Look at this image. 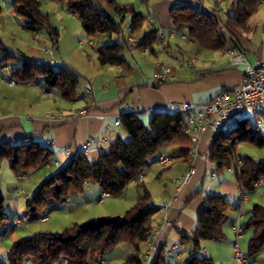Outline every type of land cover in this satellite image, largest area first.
I'll return each mask as SVG.
<instances>
[{
  "label": "trees",
  "instance_id": "1",
  "mask_svg": "<svg viewBox=\"0 0 264 264\" xmlns=\"http://www.w3.org/2000/svg\"><path fill=\"white\" fill-rule=\"evenodd\" d=\"M64 4L66 9L76 15L89 37H110L118 34L121 39L100 42L97 53L102 65H125L124 56L127 49L125 38L127 15L132 19L127 23L133 25L134 31H140L144 22H150L147 16L136 11L131 4H123L117 0H106L107 5L97 6L94 0H55ZM263 0H236L232 5L236 11L228 15L223 22L189 4H179L170 10V18L176 27L188 30V36L196 40L201 47L223 49L227 47V38L238 32L248 19L256 12ZM14 12L25 19V27L38 32L46 29L57 43L59 31L49 22L48 14L42 12L40 0H13ZM105 8L103 11L102 8ZM2 6L0 4V17ZM119 15L117 19L115 14ZM159 39L158 29L149 26L139 46L152 48ZM0 60H21L11 71L13 81L37 82L43 79V86L49 91L56 89L65 99L75 100L80 85V73L74 68L61 63L54 68L48 63L27 59L22 53L10 50L0 36ZM14 62V61H13ZM6 65V64H5ZM142 113L126 112L120 116L123 130L128 139H120L102 150L99 159L91 164L87 155L78 152L59 170L47 176L26 200L24 215L28 221L36 220L48 205L61 202L72 194L81 193L85 182L97 184L103 191L111 195L121 194L133 181L137 182L140 196L137 202L128 208L123 215H106L85 222H75L61 232H37L19 238L8 251L9 264H89L100 256L113 250L120 243H128L135 249L121 264H144L142 245L152 234L158 212L157 206L149 204L151 194L139 174L151 163L161 149L172 142H179L181 147L169 153L173 157L182 156L187 159L192 148L191 139L184 132L185 113L182 111L167 112L153 110L147 120ZM243 141H251L264 146V136L249 133L248 123L235 127L229 132L218 131L208 157L218 171L232 165L236 156V145ZM55 151L27 136L20 142L3 141L0 143V169L3 161H7L15 176H22L28 171L39 170L50 162ZM240 172L236 175L240 186L245 191H253L255 183L264 178V159L257 160L241 155ZM5 197L1 191L0 180V236L9 223V214L4 209ZM232 204L220 194L207 196L199 213L197 225L192 234L181 233L183 242L190 244L187 257L178 264H213L212 258L200 256L204 240H222L225 238L223 223ZM13 227V226H12ZM244 231H251L248 241L247 257H255L264 251V204H254L246 222ZM168 236L158 237L157 247L153 251L151 264H168Z\"/></svg>",
  "mask_w": 264,
  "mask_h": 264
},
{
  "label": "crops",
  "instance_id": "2",
  "mask_svg": "<svg viewBox=\"0 0 264 264\" xmlns=\"http://www.w3.org/2000/svg\"><path fill=\"white\" fill-rule=\"evenodd\" d=\"M117 1L123 4H131L136 11L146 15L150 24L146 20L140 33L144 34L149 30V26L153 25L158 29L159 39L152 48L141 46L127 48L124 53L126 64L111 65L113 68L106 69L104 72L105 84H98L86 77L84 84L87 81L92 84L93 97H89L84 92L83 86L82 93L77 95L75 100L68 101V103L57 101L61 105H66L67 108L57 106L48 108L49 110L38 111L36 108L34 109L36 101L38 104L39 102L42 103L47 100L44 94L49 96L60 94L59 91L56 89L48 91L43 86V79H40L39 83H16L14 81L13 84L16 83V85H13L10 83L11 79L4 81L2 80L4 78L0 76V143L3 141L17 143L27 136H32L40 144L47 145L55 151L54 158L50 162L34 171L37 172L34 179L30 177L29 171L22 175L29 177V180L27 179L28 181L25 180V182H29L28 185H34L35 190L47 176L66 165L78 152L85 153L90 163L95 164L99 159L100 151L108 150L120 139L125 140L127 133L118 126V122H120L122 114L130 111L132 101L135 102L138 113L143 112V118L147 120L153 110H165L169 104L179 107L184 104L197 105L207 102L222 89H231L240 83L247 67V61L251 64L264 62V5L261 3L256 12L243 27L238 29L235 35H228L227 47L208 49L201 47L196 40L191 39L186 28L176 27L173 24L170 18V10L179 4H189L195 8H208L216 11L220 18L225 21L228 15L235 14L236 11L232 5L236 0H222L220 2L217 0ZM12 2L13 0H11V5ZM59 4L66 8L64 4ZM104 5H107L106 0ZM6 12L14 20L19 18L13 8L8 7ZM152 18L155 22L151 21ZM22 24L21 39L12 44L5 43L6 46L10 50L22 53L29 60L49 63L55 57H48V53L46 54L43 47L44 43H34V39L32 40L29 33L26 32L29 29L25 27V22ZM36 34L40 37L38 32ZM114 35L106 38L97 36L96 40L100 39L101 42H104L121 39V37L115 39ZM86 36L88 35L86 34ZM11 37L16 39L17 35L12 32ZM239 53L244 55V59L232 63V57ZM96 56L98 59V53ZM20 63L21 60H18L16 66ZM160 63H165L171 67L172 72L177 77L176 80L159 82L152 77L154 69ZM72 68L79 73L83 74L84 72L90 76L85 70L77 66ZM5 70H8L7 65L0 66V72ZM97 71L99 72V69ZM8 92L9 98L6 95L3 96ZM22 93L26 96L25 100L30 102L28 109H21V104L17 102L19 98L20 100L23 99ZM83 109L88 110V115L75 117V113ZM29 112H33L36 116L23 115V113ZM184 113L187 118L190 112ZM52 116L55 118H51ZM218 131L214 127H208L196 145L198 153L192 162L189 160L190 152L187 159L182 156L173 157L172 164L167 169L162 170L157 162L152 159L150 165L144 170L145 177L141 180L150 191V201H153L158 208L155 225L161 223L164 207L167 205L170 207L168 214L170 225L164 226L157 236L158 242V237L162 238L167 234V249L174 243L183 242L180 237L181 233L192 234L194 232L199 213L207 196L220 194L232 204H238L229 210L223 223L225 238L222 240H204L202 253H198L200 256L212 258L213 264H232L234 262L232 246L236 241L235 228L239 220L242 222L246 216L250 215L252 208H248L245 212L244 209L252 198L250 194H247V198L242 201V187L236 175L232 172H230L231 175H224L209 160L208 152ZM89 137H94L95 142L87 147L86 142ZM104 137L107 138V141H102ZM50 141L52 143L48 144ZM180 147L179 142H172L165 145L159 154H169ZM190 147L193 148L191 144ZM191 165L195 167V173L191 175L188 182L181 184ZM7 169L11 170L7 161H3L0 169L1 190L4 179H7ZM208 172L212 178L220 176L217 184L204 185V179ZM11 174V185H16L15 192L19 195V189H24L20 186L24 181L22 182L23 179L15 176L14 173ZM168 177H170L172 184L168 182ZM176 179L179 182H176ZM258 189H264V187H256L250 193H255ZM24 190L30 197L31 194L26 189ZM101 191L103 192L97 184L89 183L85 185L83 192L72 194L67 198L68 205L73 206L70 209H74V207L92 202L102 195ZM139 196L140 189L138 188L137 198ZM93 218L95 217L81 222ZM12 230L13 228L9 232ZM16 240L14 241L16 242ZM146 246L147 242L142 245L143 255ZM189 250L190 244L188 243H185L183 249L172 250L168 253V264H178L187 257ZM143 257L145 258V256ZM151 260L152 258L144 261V264H151ZM60 264H66V262Z\"/></svg>",
  "mask_w": 264,
  "mask_h": 264
},
{
  "label": "rangeland",
  "instance_id": "3",
  "mask_svg": "<svg viewBox=\"0 0 264 264\" xmlns=\"http://www.w3.org/2000/svg\"><path fill=\"white\" fill-rule=\"evenodd\" d=\"M41 1V10L42 12L48 14L50 24L59 31V36L57 43H55L54 39L50 36L46 29H41L38 31L40 37H36V32L26 30L29 33L31 39H34V43L43 42L44 49H49L52 51L51 53L46 52L48 57H55L58 60L53 67L58 68L62 62L67 63L71 67H78L87 72L80 73V85L78 86V95H80L83 91L84 82L86 77L91 81H96L98 84H105L106 78L104 72L106 69L113 68L111 65H102L99 60L96 58L97 48L98 46H88L87 44L82 43L81 41L84 39H94L97 37H89L86 36L82 24L79 18L72 13H70L66 8L62 7L58 2H54L52 0H40ZM105 0H94L95 4L99 6V4L104 5ZM123 1H133L137 0H123ZM0 4L2 6V13L0 18V36L4 43L12 44L21 39V29H23V24L25 19L19 15L17 20L12 19L6 12L7 8H13L11 5V0H0ZM132 15H127L125 17L124 27L130 21ZM17 26V27H16ZM16 27V30L14 28ZM19 27V28H18ZM12 32L17 35L16 39L11 37ZM114 38H120L118 34L114 35ZM45 40V42H44ZM108 40V39H105ZM46 55V56H47ZM1 57V52H0ZM14 61V62H13ZM18 60H8L6 62H2L0 60V66L7 65L8 70L4 72H0V76L6 81L7 79H12L11 71L15 68ZM104 67V68H103ZM99 69V72L97 71ZM101 69H103L101 71ZM103 73V74H102ZM90 78H89V77ZM16 82V81H15ZM17 83V82H16ZM13 84V85H16ZM39 83V79L37 80ZM18 85V84H17ZM9 98V92L3 94ZM23 99H18V103L21 104V109H28L30 107L29 100H25L26 96L22 93ZM45 101L42 103L37 101L35 102V107L38 111L48 108H53L57 106H61L59 108H67L66 105H61L57 101H63V103H68L69 100L62 97L60 94L55 95H47ZM56 99V100H55ZM69 108V107H68ZM49 110V109H48ZM27 112V111H26ZM24 116H36L33 112L23 113ZM251 120L248 122L249 133H257L251 127ZM259 134V133H258ZM125 139H128V135L126 134ZM235 154L250 156L257 160L264 159V146H258L251 141H243L236 145ZM158 164V163H157ZM159 165V164H158ZM160 167V166H159ZM224 175H231L228 169H224ZM13 171L7 169V179H4L2 184V193L5 194L6 201L4 202V209L9 214V223L4 228V235L0 236V264H9L7 260L8 251L15 242L14 240H18L21 237L30 236L37 232H61L67 226L75 222H81L83 220L95 217H101L106 215H114L119 216L123 215L124 212L133 206L137 202V194L138 188L135 181L131 182L125 189L122 194L119 195H110L106 199L100 201L101 195L92 200V202L85 203L78 207H74V209H70L69 202L67 198L62 202L54 205H48L47 208L44 209L41 215H47L46 219H42L41 216L36 220L28 221L26 216L24 215V211L26 209V200L29 198L28 194H26V189L29 194H33L35 191L34 185H28L25 182L29 180V177L20 176L22 180V184L20 185L24 189H19V195L15 192V186L11 185V179ZM30 177L34 179V175H37V172L33 170L29 171ZM15 177V176H14ZM220 176L216 178H212L210 176V172L207 173V176L204 179V185L209 184H217ZM168 182L172 184L170 177H168ZM28 179V180H27ZM102 192V191H101ZM100 192V193H101ZM251 191H246V194L251 195V200L248 201L246 207L244 209L248 210V208H252L254 204H264V189H258L255 193H250ZM236 204V203H234ZM58 206V207H57ZM249 206V207H248ZM57 207V208H54ZM246 214V213H245ZM22 215V218H25L26 221L23 225H14L15 217ZM246 216V215H245ZM249 216L243 219L242 224L248 220ZM13 226V227H12ZM13 228L11 232L10 229ZM251 237V231H245V236L241 239V246L245 253L248 251V241ZM16 240V241H17ZM209 241V240H205ZM234 244V243H233ZM221 245H224L221 243ZM233 247V246H232ZM135 253V249L132 245L128 243H120L113 250L108 253L103 254L97 260L90 261L89 264H101L99 260L103 258H107L108 262L106 264H121L123 263L127 257ZM202 253V248L196 252ZM248 258V257H247ZM233 259H234V251H233ZM255 260V261H254ZM232 264H240L235 259ZM29 264V263H27ZM59 264V263H58ZM148 264V263H147ZM248 264H264V251L259 253L256 257H249Z\"/></svg>",
  "mask_w": 264,
  "mask_h": 264
},
{
  "label": "built area",
  "instance_id": "4",
  "mask_svg": "<svg viewBox=\"0 0 264 264\" xmlns=\"http://www.w3.org/2000/svg\"><path fill=\"white\" fill-rule=\"evenodd\" d=\"M222 1V0H217ZM264 5V0L261 2ZM205 11L217 17L220 22V26L223 30H225L223 25V20L220 18L219 14L216 11H213L208 8H204ZM115 17L118 19L119 15L116 13ZM151 21L155 22L154 18ZM144 34L140 33V31H134L133 25L128 24L126 26L125 38L127 42V48H134L139 46L140 42L143 39ZM36 37L37 34H36ZM88 46L94 47L99 46L100 39H85L81 41ZM47 53H51L52 51L49 49H45ZM244 59V55L241 53L235 54L232 57L233 62L242 61ZM57 59L52 58L48 64L54 66L57 63ZM247 67L245 69L244 75L238 85L231 89H222L219 93H217L211 100L199 103L197 105L192 104H184L177 107L174 104H169L165 109L167 112H175L182 111L190 112L188 113L187 118L184 122V132L190 136L191 145L193 146L191 150V155L189 160L192 162V159L198 153L196 149L197 143L201 140L204 132L208 129V127H214L217 130H221L224 132H229L235 127L242 125L243 123H249L251 120V127L259 133V135L264 136V62H258L256 64H251L248 61ZM152 77L159 82H165L170 80H176V75L172 72L170 66L165 63H160L154 69L152 73ZM10 83H14L11 80ZM84 92L89 96H94V89L90 82H86L84 84ZM130 111L134 113H138V109L134 101L130 103ZM88 115V110L83 109L75 113V117L86 116ZM51 118H55L52 116ZM61 118V117H60ZM118 126L122 127L121 122H118ZM102 141H107V138H102ZM95 138L89 137L87 139L86 145L87 147L94 144ZM52 141L48 142L51 144ZM207 157L206 155H203ZM173 156L170 154H158L153 157V161L157 162L162 170L167 169L173 162ZM190 162V163H191ZM243 162L241 155H236L233 159L232 165L227 169L232 172V174L237 175L240 172L241 163ZM196 171L193 165L190 166L188 173L184 176L182 183H186L189 181L192 174ZM145 177L144 170L139 174V178L143 179ZM179 182L178 179L175 180ZM86 185L89 182H85ZM256 187H264V178L257 181L255 183ZM111 194L107 191H103L100 197V201L106 199ZM247 198L246 191L242 188V201ZM149 204L153 205L154 202L150 201ZM170 212L169 205L164 207V216L161 220L160 224H156L153 227L152 234L147 241V246L145 248V258L144 261L150 260L153 255V251L157 247V236L161 229L170 225V221L168 219V214ZM47 215H42L41 218L46 219ZM26 221L22 216L15 217L14 225H23ZM236 241L233 245L234 250V259L240 264H248V258L246 253L243 251L241 246V239L244 236L243 224L239 220L236 225ZM184 242H177L170 245L167 249L168 253L172 252V250L184 248ZM29 263V260H26ZM101 264H106L108 262L107 258H102L99 260Z\"/></svg>",
  "mask_w": 264,
  "mask_h": 264
},
{
  "label": "water",
  "instance_id": "5",
  "mask_svg": "<svg viewBox=\"0 0 264 264\" xmlns=\"http://www.w3.org/2000/svg\"><path fill=\"white\" fill-rule=\"evenodd\" d=\"M102 10L104 11V10H105V8L103 7V8H102Z\"/></svg>",
  "mask_w": 264,
  "mask_h": 264
}]
</instances>
